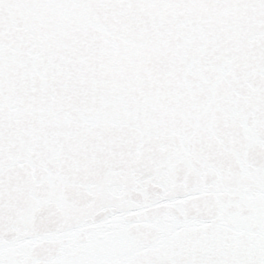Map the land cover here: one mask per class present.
<instances>
[{"label":"snow or ice","instance_id":"snow-or-ice-1","mask_svg":"<svg viewBox=\"0 0 264 264\" xmlns=\"http://www.w3.org/2000/svg\"><path fill=\"white\" fill-rule=\"evenodd\" d=\"M0 264H264V0H0Z\"/></svg>","mask_w":264,"mask_h":264}]
</instances>
